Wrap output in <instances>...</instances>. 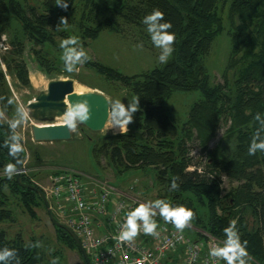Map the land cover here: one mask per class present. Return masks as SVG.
Here are the masks:
<instances>
[{
    "label": "trees",
    "instance_id": "1",
    "mask_svg": "<svg viewBox=\"0 0 264 264\" xmlns=\"http://www.w3.org/2000/svg\"><path fill=\"white\" fill-rule=\"evenodd\" d=\"M65 2L66 9L56 4V0H0V37L7 34L9 44L0 66L28 87L31 83L23 59L26 44L30 45L39 68L50 74L64 67V63L58 65L44 50L49 45L57 53L64 51L56 41L57 36L63 40L76 37V28L81 46H86V39H96L101 31L119 33L120 21L148 29L143 18L159 8L164 13L161 22H171L168 31L175 34L174 51L167 63L161 61L144 72L125 75L99 61H85L99 76L127 89L126 107L130 106L132 97L139 98L127 132L104 136L92 146L91 152L94 157L100 153L109 156L119 172L154 168L159 200L173 208L183 205L194 213L189 223L201 230L190 229L195 239L204 238L205 233L226 244L225 229L236 221L235 230L241 242L247 241L246 264H264V150L257 148L249 155L254 140L257 144L264 142V0ZM221 6H227L226 34L232 46L222 73L223 83L213 84L205 57L225 28ZM61 17L67 18L66 26L61 24ZM68 47H80V44L77 40V44ZM174 92L197 94L178 121L167 104ZM0 105L7 113L14 106L1 68ZM221 123L226 125L222 145L219 143L211 149L209 142ZM192 140L208 154L201 165L200 160L193 163L188 154V142ZM10 146L6 130L0 125V223L11 217L8 194L32 215L33 207H44L35 190L20 184L40 188L31 170L20 173L19 177L14 172L8 178L6 165H15ZM25 155L24 149L17 153L21 166ZM222 175L235 183L226 194L222 193ZM173 182L177 187L173 188ZM53 227L56 241L75 249L86 264L72 237L64 229ZM5 249L13 251L14 256L0 264H48L35 240L26 243L20 235L7 238L0 229V252ZM58 254L53 253L54 257Z\"/></svg>",
    "mask_w": 264,
    "mask_h": 264
},
{
    "label": "rangeland",
    "instance_id": "2",
    "mask_svg": "<svg viewBox=\"0 0 264 264\" xmlns=\"http://www.w3.org/2000/svg\"><path fill=\"white\" fill-rule=\"evenodd\" d=\"M226 8L227 6H223V8L221 6L220 9L225 28L214 39L212 47L205 57V65L213 84L223 83L222 73L227 65L232 46L226 34L228 28V21L225 17ZM120 24L121 31L119 33L101 31L96 39H86V46H81L82 39L77 35L75 28L74 35L80 44V47L76 48L78 50L83 48L90 61H99L120 70L125 75L141 73L158 66L161 62L159 57L163 50L152 41L148 29L145 27L139 29L140 27L129 25L123 21H120ZM56 41L61 44L63 38L57 36ZM29 46V44L25 45L23 59L28 69L30 86L21 85L15 78L7 74L3 65L0 66L5 74L6 86L14 104L8 113L0 105V120L9 125H15L14 128H11L17 136L16 143L19 142L26 153V160L23 163L26 167L32 166L28 171L31 170L35 174L34 180L40 185H46L47 176L53 171L73 170L84 179L90 177L116 190L134 193L147 204L156 206L155 202L159 200L157 195L159 185L156 181L157 175L154 168H133L119 172L112 164L109 156L100 153L94 157L91 152L92 146L104 136L121 132L119 124L116 123L119 117H113L112 112L116 100H120L125 106L127 105L129 100L127 89L118 82H111L99 76L92 68L86 66L85 62L76 65V70L73 72H68L64 67H60L58 70H53L47 74L39 68ZM8 49V36L3 33L0 37V60L4 54H7ZM44 50L56 59L58 65L64 63L61 58L64 51L57 53L49 45L44 46ZM228 76L231 77V71L228 72ZM54 79H71L76 92L94 91L106 96L109 101V117L101 131H90L78 122L76 130L71 131V138L68 140L42 141L41 143L32 139L31 125L35 121L29 117L26 104L40 90H45L47 83ZM196 96L195 92L173 93L167 104H169L168 107L177 121L182 119ZM20 108H23V113L19 111ZM66 116L55 119L54 123H66ZM225 128L226 125L221 123L215 137L209 142V148H215L219 143L222 145L221 140L224 137ZM188 145V154L192 157V162L195 163L200 160L199 165H201L207 159L208 154L202 152L196 141H189ZM221 180L222 193L226 194L235 183L231 182L225 175L221 176ZM6 193H8L7 190ZM8 200L7 208L11 210V217L0 223V229L4 230L7 238L20 235L26 243L35 240L37 246L43 251L45 261L48 264H54L56 260H58V264H84L75 249L68 248L56 241L55 229L42 205L33 207L32 215L14 196L8 194ZM190 229L201 231L190 223L182 231L194 237L195 233ZM56 251L59 254L54 257L53 253Z\"/></svg>",
    "mask_w": 264,
    "mask_h": 264
},
{
    "label": "built area",
    "instance_id": "3",
    "mask_svg": "<svg viewBox=\"0 0 264 264\" xmlns=\"http://www.w3.org/2000/svg\"><path fill=\"white\" fill-rule=\"evenodd\" d=\"M28 170L23 163L21 173ZM38 185L53 216L76 235L91 264H228L226 259L210 255L212 248L225 246L223 241L205 233L204 238L195 239L176 229L161 216L159 207L134 193L84 179L68 169L50 173L47 184ZM140 204L154 213L151 219L157 223V235L145 234L140 220L138 235L132 241L119 242L127 214Z\"/></svg>",
    "mask_w": 264,
    "mask_h": 264
},
{
    "label": "clouds",
    "instance_id": "4",
    "mask_svg": "<svg viewBox=\"0 0 264 264\" xmlns=\"http://www.w3.org/2000/svg\"><path fill=\"white\" fill-rule=\"evenodd\" d=\"M56 4L67 8L68 4L65 0H56ZM144 23L149 25L148 31L151 33L152 41L158 48H161L162 54L159 60L167 63L169 57L174 51L173 44L175 41V34L169 32L168 29L172 27L171 22H161L164 20V13L159 9H154L151 14L146 15L144 18ZM68 21L66 17H61V24L67 25ZM77 37H69L61 42L60 47L64 49L62 54V60L64 61V68L68 72H73L76 70V65L82 64L89 59L86 57V53L83 48L77 49L76 47H68L69 45L77 44ZM86 59H82L85 58ZM139 106V98L132 97L131 104L126 107L120 100L115 101L114 109L112 112L113 117H119L116 123L119 124L121 132H127V125L132 120L131 113L136 112ZM19 111L23 113V108ZM89 118L88 108L83 103H77L71 110L67 112V126L73 132L76 130L78 122H86ZM10 127H15V125H10ZM14 140L17 137L13 136ZM259 148L264 150V142L259 144L253 141V144L249 150V155H253L256 149ZM23 148L20 143H13L10 146V155L22 152ZM6 172L8 173V178H12V174L16 171L15 165L9 163L6 165ZM7 187V186H5ZM177 187L175 182H173V188ZM156 206L160 208V214L165 219L166 222H171L176 229L183 230L193 218L194 213L187 209L185 206L181 205L178 207H171L169 203L163 200H157ZM154 213L151 212L150 208L146 204H140L133 211L127 214V220L124 230L119 234L118 241H132L139 233L138 221H143V232L145 234L157 235V223L151 219ZM236 221L231 222V226L226 228L225 231L228 235L225 246L215 247L211 249L210 255L214 257H222L227 260L228 264H246L245 257L248 256L246 250L247 241L241 242L240 235L235 230ZM14 256V252L5 249L0 252V261L7 260Z\"/></svg>",
    "mask_w": 264,
    "mask_h": 264
},
{
    "label": "water",
    "instance_id": "5",
    "mask_svg": "<svg viewBox=\"0 0 264 264\" xmlns=\"http://www.w3.org/2000/svg\"><path fill=\"white\" fill-rule=\"evenodd\" d=\"M77 103H83L88 108L89 118L86 122H79L90 131H101L109 117V101L100 92H76L71 79H54L47 83L45 90H40L32 100L28 101L26 108L29 117L35 121L31 125V135L34 141H57L71 138V130L66 123H54L55 119L67 115ZM8 135L10 144L15 143L9 126L0 122ZM15 160L16 175L19 177L22 166L17 160V153L13 155ZM21 185L35 190L46 209L48 217L54 226L64 229L74 240L82 253L86 264H91L90 260L81 247L76 235L64 224L60 223L51 213L48 200L44 192L32 184Z\"/></svg>",
    "mask_w": 264,
    "mask_h": 264
},
{
    "label": "bare ground",
    "instance_id": "6",
    "mask_svg": "<svg viewBox=\"0 0 264 264\" xmlns=\"http://www.w3.org/2000/svg\"><path fill=\"white\" fill-rule=\"evenodd\" d=\"M66 124H67V122H66Z\"/></svg>",
    "mask_w": 264,
    "mask_h": 264
},
{
    "label": "crops",
    "instance_id": "7",
    "mask_svg": "<svg viewBox=\"0 0 264 264\" xmlns=\"http://www.w3.org/2000/svg\"><path fill=\"white\" fill-rule=\"evenodd\" d=\"M42 143V142H41ZM59 168V167H58Z\"/></svg>",
    "mask_w": 264,
    "mask_h": 264
}]
</instances>
